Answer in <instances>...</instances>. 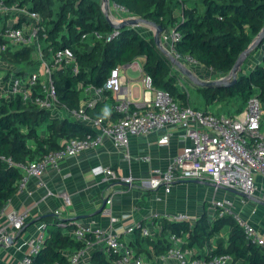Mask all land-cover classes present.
Masks as SVG:
<instances>
[{"label": "trees", "instance_id": "16d2710c", "mask_svg": "<svg viewBox=\"0 0 264 264\" xmlns=\"http://www.w3.org/2000/svg\"><path fill=\"white\" fill-rule=\"evenodd\" d=\"M110 1L124 8L130 16L155 21L164 32L176 29L179 33L174 44L176 53L222 73L230 72L264 27V0H202L203 11L183 8L182 18L176 17V10L170 6L169 0ZM0 4L8 9H26L43 16L39 41L46 56L51 57L63 48L74 51L79 73L74 75L62 67L53 73L59 100L67 107L79 109L85 88L104 86L113 69L130 65L140 57H144L143 72L150 75L155 87L169 91L184 105L190 104V98L179 81L180 69H174L176 65L158 46L154 35H145L133 26L115 28L98 0H0ZM55 4L59 5L58 8L54 7ZM23 21L21 16L14 25L20 27ZM7 26V23L1 26L0 39ZM116 29L119 34L107 40ZM259 49L263 50L262 60L247 72L240 70L235 82L197 86L207 106L221 104L230 108L233 100L241 101L243 106L239 105L235 111L238 113L255 95L264 102V40L250 54ZM35 51L31 45L8 49L0 52V60L16 66H31L35 62ZM103 108L104 102L98 100L87 108V112L99 117L103 115ZM114 116L119 118L118 113ZM42 128L46 129L45 134L40 133ZM95 134V129L87 123L52 116L50 111L24 103L19 95L10 101L1 98L0 215L19 192L23 177L22 170L11 165L9 159L13 163L27 164L61 148L62 139L86 138ZM44 220L50 226L47 227L49 233L31 264H71L68 253L85 247L83 241L68 234L67 230L75 224H61L57 216H47ZM144 225L137 228V241L134 242L138 254L145 246H151L156 255L165 253L172 245L170 235L174 233L183 238L185 249L196 250V256L211 258L230 254L241 264H264V246L250 242L230 214L210 220L205 212L195 224L164 217L161 219L162 231L155 236H142ZM226 230L228 235L225 238ZM214 238L215 244L211 242ZM112 258L99 250L88 264H112Z\"/></svg>", "mask_w": 264, "mask_h": 264}, {"label": "built area", "instance_id": "2783aa9c", "mask_svg": "<svg viewBox=\"0 0 264 264\" xmlns=\"http://www.w3.org/2000/svg\"><path fill=\"white\" fill-rule=\"evenodd\" d=\"M1 9L7 7L0 4ZM23 15L24 21L20 27L8 25L2 34L0 52L31 45L37 50L43 68L12 70L6 82L0 76V99L10 101L12 97L19 95L24 103H32L40 109L50 111L52 116L68 117L87 123L95 129L96 134L92 137L66 139L61 148L27 164L13 163L9 159L11 165H16L22 170L20 191L27 186L31 177L40 178L48 170H59L62 161L100 146L105 136L111 137L118 145H128L132 136H148L168 125H181L183 128L181 137L185 142L182 153L176 156L174 162L166 169H151L146 189L162 190L169 194L178 181L198 180L209 182L216 190L225 188L241 191L247 196L256 194L258 190L256 173L264 175V102L257 95L251 97L245 108L238 113L232 112V107H228L224 112L205 111L191 104L184 105L169 91L155 87L150 75L142 72L145 99L143 102L134 103L124 88L121 67H117L112 70L104 86L85 88L93 90L99 97L106 91H112L117 96L114 110L119 114V118L107 123L104 114L92 117L87 112V108L94 106L99 98L89 100L79 109H71L61 103L53 73L58 67H62L74 75L78 74L80 67L75 53L71 48H63L54 52L51 57L46 56L39 41L43 16L26 9L23 10ZM121 21L123 20L112 22ZM118 34L119 31L116 29L108 35L107 40ZM97 36L100 37L101 34ZM161 37L170 41L174 56L181 62L188 59L195 61L191 57H183L175 52L174 44L179 38L176 29H168ZM141 68L143 71V66ZM148 93L150 97L147 96ZM170 139L169 134H164L159 139V144L167 145ZM93 173L97 176L117 178L115 171L104 165L94 166ZM120 180L130 186L134 185L131 176L121 177ZM62 195L65 204L71 205L70 196L67 193ZM106 203H111L110 195ZM104 211L111 215L109 207H105ZM56 214L61 215V212L57 210ZM227 214L235 218L250 242L264 246V235H261L250 221L235 212L232 201L213 199L208 217L215 219ZM27 215V212L7 210V206L5 207L0 215V243H7L10 237L15 238L19 235L26 225ZM1 216L6 218L5 222H2ZM164 217L175 221H190V216L186 212L170 214L154 212L150 221L142 227V236H153L154 230L160 233L161 219ZM115 222L116 218H111V225L106 230L91 225H79L72 229L70 235L76 240L83 241L85 247L68 253L70 263H90L84 259L87 250L91 246H98V250L113 257L112 264H238L230 254L211 258L196 256L194 250L184 248L183 238L174 233L170 235L171 247L165 253L149 258L147 255L138 254L134 241L128 238V235H136L137 228L141 225L135 223L128 225L124 230V237H121L114 229ZM43 244V236L31 237L28 240V253L17 264H31L33 256L42 249Z\"/></svg>", "mask_w": 264, "mask_h": 264}, {"label": "crops", "instance_id": "0c3cea01", "mask_svg": "<svg viewBox=\"0 0 264 264\" xmlns=\"http://www.w3.org/2000/svg\"><path fill=\"white\" fill-rule=\"evenodd\" d=\"M19 11L20 9H1L0 18L3 16L4 20H0V28L4 23L16 22L21 16L23 17V12ZM137 28L145 35H154V30L150 26H137ZM262 54V49L250 54L240 70L247 72L254 68L261 61H258V58L262 57ZM143 62L144 57H140L130 65L121 66L124 88L134 103L143 102L145 99L141 68ZM39 68L43 67L39 61H35L29 69ZM21 69L23 68L17 70ZM184 90L187 92L186 89ZM187 94L194 100L191 92ZM147 96L150 97V94L148 93ZM98 98L99 101L104 102L102 114L106 116V122L116 121L118 118L114 116L117 113L114 105L118 99L112 91H106L99 97L93 90L85 89L82 93V104ZM198 104L197 107L201 105L204 110L213 111L212 106H207L202 97ZM218 106L214 111L224 112L220 109L221 104ZM182 131L181 125H168L164 129L153 131L148 136H132L128 145H118L111 137L105 136L100 146L87 149L77 157L62 161L59 170H48L40 178L31 177L27 186L19 190L7 204V210L16 209L27 212L28 215L23 233L15 237L12 244L0 247V264H17L28 253V240L31 237L46 238L49 233L47 227H50L44 220L47 216L59 217L61 224H75L72 229L79 225H91L102 230H106L111 225V218H116L114 229L124 237V230L128 225L146 224L154 212L169 214L186 212L190 216V222L195 224L205 212L208 216L213 199H228L233 202L235 212L250 221L259 233L264 235V175L260 173H256L258 190L254 196H244L221 188L225 192L215 189L214 197L210 198L207 193L213 186L207 181L195 180L178 181L169 194L162 190L151 191L145 188L151 169H166L174 162L175 157L182 153L185 143L181 137ZM164 134L171 136L167 145L159 144V139ZM65 140H61V145ZM96 165L112 168L117 178L95 175L93 167ZM129 176L133 178V186L120 180L121 177ZM63 193L70 196L71 205L65 204ZM109 195L111 203H106L103 207ZM105 207L111 209V215L105 213ZM57 210L61 215L56 214ZM212 218L209 217L210 220H213ZM1 219L2 222L6 221L4 216H1ZM71 230H67L68 234ZM153 232L155 236L156 230ZM227 235L228 230L224 232V237L226 238ZM128 238L137 241L136 235H128ZM216 238L212 239L213 244ZM98 249V246L89 247L84 259L91 262ZM141 251V254L149 258L156 256L151 246H145ZM237 263L242 262L237 261Z\"/></svg>", "mask_w": 264, "mask_h": 264}, {"label": "rangeland", "instance_id": "374dc122", "mask_svg": "<svg viewBox=\"0 0 264 264\" xmlns=\"http://www.w3.org/2000/svg\"><path fill=\"white\" fill-rule=\"evenodd\" d=\"M102 7H103V10L105 11V13L107 14L108 18L111 20V21H120V20H126V19H129L130 17V14L127 12V11H124L122 9H120L118 6H116L114 3H112L110 0H109V3L108 5H105L104 3V0H98ZM169 2L171 3V7L174 8L176 11V17L177 18H182L183 17V8L187 9V10H194V11H203L204 9V6H203V3H202V0H169ZM58 4H55V8H58ZM11 10H16V8H12ZM23 10L25 9H20L19 12H23ZM15 17L17 15H14ZM0 20H4V17L2 16L0 18ZM14 24L13 21H10V23H8L7 25H12ZM140 27H147L146 25H140ZM154 33V32H153ZM161 41L163 43V46L164 48L166 49V51L173 55V52H172V47H171V44H170V41L169 40H166L165 38L163 39V37H161ZM37 51V50H36ZM36 51L34 52V55H36L35 57V61H39V58H38V55L36 54ZM259 60H262V57H259L258 58V61ZM191 71H193V73L197 74L202 80H205V79H211L212 81L214 80H217V79H220V78H224V77H227L229 72H226V73H222L221 71H215L213 69H209L207 67H204L202 66L201 64H199L198 62H195V61H192V60H183L182 61ZM32 65H21V66H16V65H11V64H8L6 63L4 60H0V68L2 69L1 72H0V76L3 77V81L6 82L8 80V76L10 75V73L12 72V70H16L15 68L19 69V68H25V69H29L31 68ZM174 69L177 70L178 67L177 66H174ZM180 72V71H179ZM180 72L179 74V81H180V84L181 86L187 90V92H191V95L193 94L194 96V100L191 99V102L190 104L193 105V106H197L199 105L198 104V101L201 100V97H202V93L198 90V87L184 74H182ZM234 102L232 103H235V105H230V107H232V112H235L236 109L238 108L239 105H242L243 106V102L241 101H236V100H233ZM220 104H214V105H211L212 106V110H216ZM229 106H226V105H221L220 106V109L222 111H225V110H228ZM199 109H202L204 110V108H202V106L200 105V107H198ZM46 129L42 128L40 129V133H46ZM31 143H33L31 141ZM223 192H225L224 190L222 189H219ZM222 192V193H223ZM208 197L212 198L214 197L215 195V188L214 187H211L210 190L208 191L207 193ZM148 257V256H147Z\"/></svg>", "mask_w": 264, "mask_h": 264}, {"label": "water", "instance_id": "95a60500", "mask_svg": "<svg viewBox=\"0 0 264 264\" xmlns=\"http://www.w3.org/2000/svg\"><path fill=\"white\" fill-rule=\"evenodd\" d=\"M105 5H108L109 0H104ZM107 15V14H106ZM108 17V16H107ZM109 19V18H108ZM109 21L115 26V28L120 29L125 26H133L137 27L140 25H147L153 28L154 30V37L155 41L158 44L159 47H161L164 51L166 49L163 46V43L161 41V35L164 32V29L161 25H158L155 21L148 20L142 17H130L129 19L123 20L119 23H113L110 19ZM264 40V27L261 30V32L257 35V37L254 39V41L251 43V45L239 56L236 63L230 70L227 77L220 78L214 81H204L200 79L193 71H191L183 62H181L179 59H177L175 56L169 54L167 51L166 53L170 56L172 62L180 69L181 73L186 75L196 86H206L210 84H230L237 80L238 73L241 69V66L245 63L247 57L250 55V53L257 49L259 44ZM231 79V80H230ZM198 181V180H195ZM235 193H238L240 195L247 196L245 193L241 191H234ZM106 206V201H104L103 207ZM102 211V209H101ZM24 230V229H23ZM23 230L20 231L19 235L23 233ZM14 242V238L10 237L8 239L7 243H0V247H6L7 244H12Z\"/></svg>", "mask_w": 264, "mask_h": 264}]
</instances>
